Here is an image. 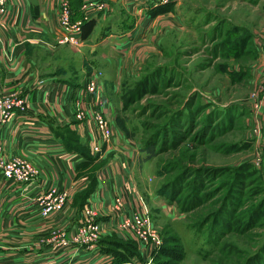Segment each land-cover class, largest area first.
<instances>
[{"label":"rangeland","instance_id":"obj_1","mask_svg":"<svg viewBox=\"0 0 264 264\" xmlns=\"http://www.w3.org/2000/svg\"><path fill=\"white\" fill-rule=\"evenodd\" d=\"M85 1L82 0L79 7L81 15L74 19L78 15L74 0H68L69 24L84 19L87 13L83 9ZM63 4L64 1L60 0L57 8L56 40L43 38L48 45H37L30 50L29 56L46 71L68 69L81 75L76 100L75 96L74 99L72 97L71 116L73 121L75 118L85 123L95 122L97 134L93 147L98 157L108 155L109 149L116 151L113 140L116 126L120 130L123 128V136L138 144V148L142 142L150 141L187 105L188 111L192 112L194 126L185 131L187 125L173 124L174 133L170 130L167 136L170 138L168 145H171L173 137L175 146H167L148 161L144 160L147 154L141 153L149 183L142 186L138 194H113V204L105 214V221L101 219L104 213L91 202L87 203L91 194H83V191L76 194L71 202L73 205L69 203L68 206L82 211L77 231L68 237L64 230L52 227L47 233L48 239L63 246L132 241L147 262H151L160 249L157 257L160 264H246L252 256L261 253L264 248V0H175L170 6L158 9L157 16L150 10L160 5L150 6L148 13L139 14L141 17L138 15L136 25L144 23L152 28L160 15L159 25L152 31L139 32L138 41L131 45L129 54L110 59L89 53L91 35L86 38L82 35L77 44L63 39L64 34L59 31ZM158 4L169 3L158 0ZM169 11L176 12L173 18ZM236 48L241 51L239 56L234 53ZM230 71H240L241 74L232 75ZM95 75L98 89L90 93L87 86L91 77L92 80L96 78ZM106 76L113 80L112 86H109ZM70 92L67 88L66 97L69 98ZM24 102L26 110L28 102ZM201 104H208V109H200ZM219 106L232 107L233 112L227 115L229 119L226 118V122L221 120L222 115H217L213 119V130L227 129L231 122L234 125L207 140L199 133L201 121ZM91 108L93 111L97 109L107 122L111 130L109 140L98 133L96 120L89 113L82 119L77 117L78 113ZM66 130L68 141L76 143L77 132L69 124ZM165 136L166 132L162 138ZM240 141L244 142L239 144L248 146L236 148ZM245 163L252 164V167L245 169ZM163 164L167 165L165 173L158 176L157 170ZM94 170L92 167L91 175ZM179 176L185 182L199 186L185 185L181 195L198 194L201 199L198 205L182 211L178 202H170L165 197L156 200L155 194L146 191V187L151 186L155 193L165 182ZM52 191L56 194L46 198L51 204L61 196L65 200L61 208L50 205V211L45 205L44 216L59 214L70 199L64 191L55 188ZM229 195L233 199L229 200L228 210L234 206L236 212L244 216L254 206H261L260 218L250 225L244 222L237 231L228 233L216 244L210 241L214 238L209 233L210 224L214 221L213 214L224 207ZM117 197L125 200L123 213L114 207ZM237 200L239 203L234 204ZM88 210L94 214H86ZM134 212L149 215L158 232L159 245L121 227L122 219ZM226 213L222 217L226 218L228 226L234 228L235 224L229 221ZM92 221L99 229L96 240L90 241L81 229ZM191 223L200 224L203 228L197 230ZM127 246L131 247V244ZM106 254L113 263L120 264L115 261L113 253ZM140 258H135V262L141 264Z\"/></svg>","mask_w":264,"mask_h":264},{"label":"crops","instance_id":"obj_2","mask_svg":"<svg viewBox=\"0 0 264 264\" xmlns=\"http://www.w3.org/2000/svg\"><path fill=\"white\" fill-rule=\"evenodd\" d=\"M100 1L106 8L91 10L90 18L96 25L89 53L109 59L129 54L139 32L152 31L159 25L160 15L152 28L144 23L136 25L139 14L160 5L150 10L156 15L158 9L170 6L158 4V0H127L128 4L126 0ZM59 2L9 0L6 13L0 14V90L19 91L28 102L26 110L16 109L3 124L1 144L6 156H22L38 172L32 182L26 183L5 179L0 173V264H115L103 244L63 246L49 240L47 233L52 227L64 230L68 237L77 231L82 211L68 206L76 194L90 187L92 167L97 187L89 193L87 203L104 213V221L113 194H138L149 183L140 148L123 136V128L114 129L116 151L109 149L102 158L93 147L95 122L72 120V97L76 100L81 75L68 69L46 71L29 56L37 45H48L43 38L56 40ZM173 11H169L171 18L176 13ZM108 83L112 86L113 80ZM67 88L71 90L69 98ZM68 124L77 132L76 143L68 141ZM54 188L66 192L70 199L59 214L44 216L43 209L49 202L46 198L56 194ZM152 190L146 187L148 194H155L154 199L163 197Z\"/></svg>","mask_w":264,"mask_h":264},{"label":"trees","instance_id":"obj_3","mask_svg":"<svg viewBox=\"0 0 264 264\" xmlns=\"http://www.w3.org/2000/svg\"><path fill=\"white\" fill-rule=\"evenodd\" d=\"M81 2H82V0H74V9L76 11V14H78L76 17H74V19L81 15V11L79 9ZM163 5H168V4H163ZM95 25H96V22L93 21L92 19L85 22L84 31L82 33L84 38L89 37L93 33V29H94ZM243 37L245 40L247 39L245 36H243ZM237 49L238 48L235 49L234 53L237 56H239L241 51H239ZM230 73L232 75H240L241 74L240 71L239 72L230 71ZM207 105L208 104H201L200 109L203 108V111L204 110L206 111L208 109ZM188 107H189V105H187V107H184L183 109H181L180 112H177V114L174 115L173 120L168 122L166 124V126L164 125L161 130L157 131L151 137L150 141L142 142L140 152L147 154L146 158L144 157V160L148 161V160H151L152 158L156 157L160 152L165 150L167 146H172V147L175 146V143H174L175 140L173 137H171V139H172L171 145H168V144H170V138L167 136L170 133V130L172 133H174L173 124H185V125H187V127L185 128V131L190 130L191 127L194 126L193 125L194 118L192 116V112L188 111ZM232 109H233L232 107L226 108V107L219 106V107H215L213 110L208 112L206 114L207 116H205L201 121L202 127L199 130L200 135H202V137H207V140H209L212 137L218 135V133L220 134V133H223V132L229 130L234 125V124H232V122L227 127V129L219 130L220 132H216V128H215V130H213L214 126L212 123L215 122L213 119L217 115H222L221 120L226 122V118H228L227 115L230 112H233ZM241 114H240V116H241ZM165 127H166V129H165ZM143 128H144V125H143ZM165 132H166V136L164 138H162V135ZM78 140L79 139L77 137V138H75L74 141H78ZM243 142L244 141L238 142V144H236V148L239 149L240 147L245 148L248 146L247 144L245 146H244V144H239V143H243ZM245 143H247V142H245ZM74 147L75 148L78 147V144H77V146H74ZM80 148L82 149L81 146H80ZM89 159H90V157H89ZM166 166H167L166 164L165 165L163 164L161 166V168L157 170L158 176L159 175L161 176L162 174L165 173ZM249 167H252V164L245 163V169L249 168ZM91 178H92V183H91L90 187L88 188V190H86L83 194L87 195V194L91 193V191L94 190L95 187H97V178H96L95 174L91 175ZM182 179H183V177L179 176V177H175L174 179L170 180L167 183L165 182V184L163 186H161L160 188L157 189V193L160 196L168 198V200L170 202H178L180 204L181 210L183 211V210H186L187 208L189 209L190 207L192 208L193 206L198 205L200 203L201 199L199 198L198 194H193V193L187 194V195L185 194L183 197L181 196L183 194L182 192L184 191V188L186 187L185 185L194 184V187L195 186L197 188L199 187V186H197V183H191L188 181L185 182ZM234 194H236V190H235ZM230 199H233V197L229 195L226 199V203H225L224 207L221 210H219L218 212L213 214L214 221L210 224L211 226L209 228V233L211 236L214 237L213 239H210V241L216 242V244H219V242H220L219 240L224 238L225 235H227L228 233H232L235 230L237 231L238 228L242 227L244 222L247 223L248 225H250L260 218L259 215L261 213V211H260L261 206H254L255 208H253L251 211L249 210L247 215L241 216L240 214H238V212H236V209H234V206H232L233 209H231V210L227 209L228 205H230V203H229ZM233 203L236 204V203H239V201L237 200L236 202L234 201ZM224 213H226V216L229 219V221H231L235 224L234 228L228 226L226 218L222 217V215ZM236 215H237V218H236ZM199 225L200 224L196 225V224L191 223V226L193 228H197V230L203 228L202 225H200V226ZM207 225H208V223H207ZM102 240H104V239H102ZM179 241H181L180 237H179ZM127 242L125 243L123 241L122 242L113 241V242H107V244L106 243L105 244L102 243V244L105 245L104 249L107 253H113L114 254L115 261L117 263L138 264L135 262V261H137L135 258H140V256H141L140 252L138 251V246H136V244H134L132 241H127ZM130 244H131V247H128L127 245H130ZM182 248H178V250H182ZM261 251H262L261 253H258L255 256H252V258L250 260H247L246 264H264V248L261 249ZM159 253H160V249L151 262H147L141 256L140 259L143 261L141 264H160L161 262L157 259Z\"/></svg>","mask_w":264,"mask_h":264},{"label":"built area","instance_id":"obj_4","mask_svg":"<svg viewBox=\"0 0 264 264\" xmlns=\"http://www.w3.org/2000/svg\"><path fill=\"white\" fill-rule=\"evenodd\" d=\"M9 0H0V14L6 13L7 5ZM63 14L61 17V25L59 26V31L63 32L64 40L72 41L74 44H77L79 40H82V31L84 20H90L91 10H104V3L97 0H86L83 4V9L87 11L84 19L78 20L73 24L70 23V14H69V3L68 0H63ZM175 0H159L160 3H171ZM90 10V12H88ZM69 24V25H68ZM88 83L87 90L90 93L95 92L97 88V76ZM20 92L16 90H9L3 92L0 90V173L6 179L14 180L16 182H31L38 175L37 170L30 164L28 160H26L22 156L8 157L4 154L3 148L1 146V138H2V126L8 120V118L12 115V113L16 109L24 110L26 104L24 100L19 96ZM87 113L93 116L96 120L98 133L102 135V137L106 140H109L111 137V130L108 127L107 122L97 113V109L93 108L89 109V111H85L78 113L77 117L80 119L84 118ZM122 194V193H121ZM63 197V200H62ZM65 197L61 196L52 202V204L47 202L46 207L47 211L51 210L50 205H57L59 208L62 207L64 203ZM114 207L120 213H123L126 207L125 200L123 197H117L115 199ZM86 214L93 215L94 213L90 210L87 211ZM121 227L130 230L137 237L153 242L154 244H160V238L158 236V232L155 230L154 226H152L151 219L149 215L142 214L140 212H134L127 217L122 219ZM98 226L93 223L85 224L81 232L87 233L86 239L92 241L96 240L98 237ZM89 232V233H88Z\"/></svg>","mask_w":264,"mask_h":264}]
</instances>
